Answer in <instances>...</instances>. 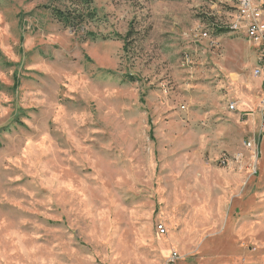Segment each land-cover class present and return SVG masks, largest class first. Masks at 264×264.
<instances>
[{"label": "rangeland", "instance_id": "1", "mask_svg": "<svg viewBox=\"0 0 264 264\" xmlns=\"http://www.w3.org/2000/svg\"><path fill=\"white\" fill-rule=\"evenodd\" d=\"M70 5L0 0V264H264L241 1L93 0L79 29Z\"/></svg>", "mask_w": 264, "mask_h": 264}, {"label": "built area", "instance_id": "2", "mask_svg": "<svg viewBox=\"0 0 264 264\" xmlns=\"http://www.w3.org/2000/svg\"><path fill=\"white\" fill-rule=\"evenodd\" d=\"M243 3L244 7H246V14L242 19V22L237 23L235 27L236 31H244L245 36L249 38V44L252 48H256L258 53V66L255 70L254 74H257V77L264 75V39H263V24L260 23V11H264L260 5L256 4L252 0H240ZM199 38H209V33L201 30L195 36V39ZM237 104L233 103V111L237 109ZM262 106L264 107V99L262 101ZM262 131L264 132V115L262 122ZM248 146L251 148L254 145L250 142ZM179 260V255L176 253H172L170 258L167 261V264H176Z\"/></svg>", "mask_w": 264, "mask_h": 264}, {"label": "trees", "instance_id": "3", "mask_svg": "<svg viewBox=\"0 0 264 264\" xmlns=\"http://www.w3.org/2000/svg\"><path fill=\"white\" fill-rule=\"evenodd\" d=\"M70 4V7H66L65 9H53L52 11L54 18L66 28H83L89 22L97 20V11L93 8V0H70ZM220 32L231 31L228 29L227 31L221 30ZM125 47L127 46L125 45Z\"/></svg>", "mask_w": 264, "mask_h": 264}, {"label": "bare ground", "instance_id": "4", "mask_svg": "<svg viewBox=\"0 0 264 264\" xmlns=\"http://www.w3.org/2000/svg\"><path fill=\"white\" fill-rule=\"evenodd\" d=\"M242 4H243V3H241V6H242ZM243 7H244V5H243ZM244 9H246V7H244ZM244 14H245V13H244ZM236 24H237V23H235V24L231 27V30H232V31H235ZM236 32H237V31H236ZM263 39H264V33H263ZM255 75H257V74H255ZM231 109L233 110V105H231ZM176 255H177V254H176Z\"/></svg>", "mask_w": 264, "mask_h": 264}]
</instances>
